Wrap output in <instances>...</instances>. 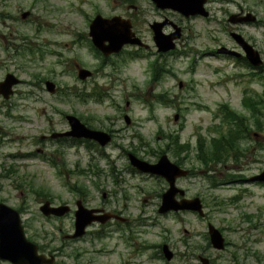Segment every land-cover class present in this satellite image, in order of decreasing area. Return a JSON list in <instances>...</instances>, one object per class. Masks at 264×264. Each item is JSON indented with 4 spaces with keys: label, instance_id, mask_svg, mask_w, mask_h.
Wrapping results in <instances>:
<instances>
[{
    "label": "rangeland",
    "instance_id": "1",
    "mask_svg": "<svg viewBox=\"0 0 264 264\" xmlns=\"http://www.w3.org/2000/svg\"><path fill=\"white\" fill-rule=\"evenodd\" d=\"M123 1L0 0V80L12 72L23 81L15 87L12 98L0 97V201L20 208L26 235L52 248L59 243L58 228L68 231L73 214L45 217L39 205L48 196L54 204L67 202L73 210L77 196L69 186L82 185L87 191V207L124 210L122 215L128 217L134 224L133 231L138 233L133 236L146 246L156 243L155 258L150 257L153 249L147 247L133 258L126 233L119 238L120 232L112 231L113 227L110 231L91 225L86 236L72 246L71 254L77 264H199L197 255L208 257L213 264H264V187L247 180L264 168V145L254 154L248 152L239 162L216 166L215 187H211L193 149L199 135H211V113L219 103L242 111L254 124L239 101L246 91L255 95L264 90V66L251 74L252 67L237 64L231 57L212 56L209 50L220 45L235 47L228 25L249 37L264 59V0H208L209 18L181 19L184 32L176 49L186 54L171 55L158 54L155 49L149 29V23L156 20L154 4L150 0H131L139 9L133 13ZM239 6L256 17L253 24L231 25L227 21L229 12H236ZM25 10L30 14L22 20L20 14ZM96 13L105 17L132 15L134 30L149 45L150 55L127 58L125 54L132 51L128 46L121 56L106 64L101 74L80 81L68 60L74 59L89 70L101 69L87 36L88 24ZM25 38L33 45H41L42 59L38 54L33 59L17 54L14 47L22 45ZM155 50L156 62L165 69L156 77V84L151 82L148 68L149 60L155 59ZM34 73L46 76L64 90L77 86L80 96L62 98V94H49L43 84L36 86L39 82ZM93 90L100 92L99 100L93 97ZM82 95L92 96L82 100ZM160 95L171 102H159ZM61 112L72 113L96 128L109 126L118 118L117 126L127 129L115 136L113 144L104 151L67 143L59 148L57 142L41 140L40 136L68 129ZM123 113L130 117L129 125L121 117ZM175 113L180 115L177 121L173 120ZM168 134L178 135L180 141L190 145L188 168L193 169V175L179 184L187 187L188 196L203 198L205 220L187 212L159 214L156 192L164 187L162 181L131 170L127 159L118 157L121 151L116 144L136 147L139 156L153 161L147 151H168ZM261 134L264 137V129ZM242 144L249 149L255 143L251 138ZM168 157L173 161L176 156L169 152ZM51 158L64 163L53 166ZM231 198L235 200L230 201ZM219 200L224 204L217 205ZM207 223L219 228L230 242L226 249L217 251L209 245ZM41 232L53 236L48 240L40 237ZM184 241L192 251H186ZM163 243L174 252L170 261L158 254V246ZM63 261L70 264L68 259Z\"/></svg>",
    "mask_w": 264,
    "mask_h": 264
},
{
    "label": "water",
    "instance_id": "2",
    "mask_svg": "<svg viewBox=\"0 0 264 264\" xmlns=\"http://www.w3.org/2000/svg\"><path fill=\"white\" fill-rule=\"evenodd\" d=\"M156 7L160 9H172L180 12L184 16L202 14L206 15L203 10V3L205 0H152ZM29 12L25 11L21 14V18L25 19ZM245 20H254L253 16H247ZM153 30V40L160 51H166L174 48L173 40L179 37L178 29L165 35L161 32L160 23H153L150 25ZM88 35L91 37L93 44L104 55H108L113 52H118L122 46L126 43L143 45L138 37L135 36L131 30V23L129 20H124L119 16H114L110 19L103 18L101 15H96L89 24ZM233 38L240 43L245 51L246 58L253 66H259L262 64V60L258 51L248 45L240 35L232 33ZM107 42V44L105 43ZM217 52H230L225 47L217 49ZM79 77L85 79L90 75V72L85 69H79ZM18 83V79L13 74H7L5 78L0 81V95L3 98H8L12 94V86ZM47 89L52 92L53 84L47 82ZM177 118V116H175ZM66 119L70 126V130L64 133H54L51 136H72L76 138L93 139L97 141L101 146L107 144L110 141V135L104 131L91 129L82 123L76 116L66 115ZM125 120L128 123L129 118L125 116ZM129 160L131 165L136 167L141 172L157 174L165 178L169 183L168 189L162 194L161 204L158 208L159 213H164L168 210H196L202 214V206L198 198L182 199L176 201L174 196L177 192L181 195L183 191L178 189L174 185V179L179 176L187 174L186 170L181 169L175 163H172L167 158L166 154L160 156L156 163H148L145 160L137 158L133 154H129ZM251 180L264 181V170L259 174L251 178ZM78 209L75 211V232L73 237L81 235L84 232L86 225L92 221L98 220L105 222L111 217L110 214L93 215L94 209H86L82 206L80 201H77ZM40 210L43 214L49 215H62L68 211L67 206L52 207L49 202H45L40 206ZM210 240L215 248H223V238L220 232L213 226L209 225ZM164 256L167 260H170L172 253L168 250L167 245L162 247ZM0 258L7 259L15 264H42L44 262V255H38L36 253V246L29 242L23 234L20 224L19 214L16 210L0 204ZM201 264H209L208 259L201 258Z\"/></svg>",
    "mask_w": 264,
    "mask_h": 264
},
{
    "label": "flooded vegetation",
    "instance_id": "3",
    "mask_svg": "<svg viewBox=\"0 0 264 264\" xmlns=\"http://www.w3.org/2000/svg\"><path fill=\"white\" fill-rule=\"evenodd\" d=\"M126 6H127V8L129 7V9L132 10L133 13L139 11L138 7L136 5H134V4H132V3H128ZM160 13L163 14V15H160ZM232 13H241V14L245 13L246 14V11H243L242 8L239 6V9L236 10V12H232ZM232 13L229 12V15L232 14ZM173 18H175V19H173ZM191 18H202V17H200V16L183 17L179 13H177L175 11H172V10H158V9L156 10V21L157 22H163L162 29L165 32H171L172 28H174L175 26L181 27V29L184 31V26L181 23V19H191ZM208 18H209V15H208ZM130 19L132 20V25L134 27V22H133V16L132 15L130 16ZM202 19H205V18H202ZM227 21H228V18H227ZM228 27L229 26L227 25L226 28H227V30H229V32H231V30H234V31H238L239 32V29L238 28L229 29ZM235 27H237V26H235ZM135 33H136V35H138V33L136 31H135ZM245 39L248 42H250L252 45H254L251 42V40H250L249 37H246ZM132 47L134 48V50H139L140 48H143L141 46L140 47H138V46H132ZM231 48L232 49H236V50L241 49L240 46H238L236 44H235V47H231ZM210 53L212 55L215 54L214 51H211ZM158 54L171 55V53H158ZM154 55H155V76H154V83L156 84V51H155ZM116 57H117V55L116 56H114V55H109V56H102V55H100L99 57H97V58H99V65H98V67L101 68V69H92L91 70V72H92L91 74L92 75L87 80L94 79L95 76L101 74L103 72V69L105 68V66H107L106 64L108 62H110L111 59H114ZM236 60H237V63L238 64H240L241 62H244L245 64H247V61H246V59H245V57L243 55H239L238 58H236ZM72 62H73V65H74V67H72L73 68V71L76 74L75 76H77V70H76V66H75L76 65V62L74 60H72ZM251 71L252 70H249V72H251ZM44 82L45 81H43L42 84H44ZM68 91H69V94L70 93L73 94V96L76 97V98H78L80 96V91L77 88V86H73V88H69ZM14 94H15V91H14ZM60 94H62L61 96H63L64 89L62 87L60 88V86H57L56 92L53 95H60ZM154 97H156V94L154 95ZM247 99L256 100V101L260 102V104H258L257 106L260 108L259 113L262 114V109H264L263 108V105H262L263 98H247ZM145 100H147V99H145ZM155 101H156V98H155ZM239 112H242V111L239 110ZM249 112L251 113V111H248V115H251ZM61 113L64 114V112H61ZM211 114H212L211 117H213V119H214V113H211ZM124 115H125V113H123L121 115V117L125 121ZM117 121H118V118H117L116 122H111V124L109 126H106L104 128H96V129H100V130H103V131L109 133L111 135L112 141L110 142V144L106 145L105 147H101V148H99L100 146L96 142L91 141V149L93 148L95 150L104 151L107 147H109L110 145L113 144V139L115 138V136L121 134L125 129H127L126 127L117 126ZM234 121H236V120H234ZM228 122H229V120H226L225 121V120L222 119V124L226 125ZM130 123H131V120H130ZM214 123L219 124V121L217 119H214ZM126 125H129V124H126ZM251 127H252V125L250 124L249 127L245 128V130H246L245 132L248 134L249 137L252 138V136H251V132H252ZM59 140H62V141L67 142V143L77 142V143L85 144V142H82L80 140H74V139L68 138V137H62V138L55 139V141L57 142V144H58ZM259 140L262 143V140L263 139L260 138ZM116 147L118 148L119 151H121L120 154L118 155V157L123 156V157H125L127 159V161H128V153L129 152H131V153L135 154L136 156L142 158L141 156L138 155V153H137L138 149L136 147H134V148H132V147H130V148H124L123 146H121L119 144H116ZM252 148H253V150H255L256 149V146H253ZM169 152H170L169 150L166 151L167 154ZM147 154H150V155L153 156V161H150V162H156L157 159L159 158V156L161 155L160 150H153V149L152 150H148L147 151ZM178 160H179V166L182 167V168H185V169H187L189 171L188 172V175H186L184 177H178L175 180V184L178 187L183 188L179 184V182L181 180H187L189 178L190 179L192 178V170H191L190 167L187 168L189 166V162H190L191 159H190V157H189L188 154H186L184 151H181L180 152V156L178 157ZM154 177H156V180H158L160 183L162 181V184H165L164 180L161 177H159L157 175L154 176ZM245 181H246V179H245ZM262 184H264V183H261L260 185L261 186H264ZM183 189H184V192H185V196H187L188 198H191L192 196H188L187 195V191H188L187 187H185ZM160 192H156V195H158ZM161 193H160V195H161ZM160 195H159V198H160ZM177 197H179V196L177 195ZM200 198H201V201L203 203L202 197H200ZM78 199L81 200V202H82V204L84 206H86L85 205V202H84L85 201V196H81V197H78L77 196V199H75L74 205L76 204V201ZM144 200L146 201V199H144ZM59 204H62V203H59ZM63 204H67V202H63ZM55 205H58V204H55ZM203 206H204V208H206L205 203H203ZM69 207H70V205H69ZM89 208H97V207H89ZM100 209H104V210H106V211H108V212H110L112 214H116L118 216H122V214L125 213L124 210H120V209H116V208H110V209L100 208ZM70 213L73 214L74 213V209L71 210V208H70V212L68 214H70ZM68 214H66V215H68ZM206 218H207V213L201 219L205 220ZM73 219H74V215H73ZM73 224L71 225V227H70V229L68 231H63L62 228H58V230L56 232V235L58 236L59 243L56 246L52 247V248H49V247L47 248V246H43V244H40L38 241L36 242L38 244V252L44 253L46 256H51L50 262L52 264H68V263H66V262L63 261L64 259L70 260V264H77V258H76V260L75 259L73 260L74 257L71 254V250H73L72 249V246L75 243H77L80 240H82L86 236L87 232H85L80 237L72 238L71 237V234L73 233ZM95 225H97L101 230L102 229L109 228L108 230L111 231L110 228L113 227L112 231L120 232L119 233V236H118L119 238H121L123 236V234L126 233V238L129 241V244L127 246L130 248V252H129L130 257H133L134 258V257L140 256L145 251L146 247H147V249H151V248L153 249V254L150 257L151 258H155L156 257V243L146 246L144 241H139L138 240V237H134L133 235L134 234L137 235L138 233L137 232L135 233L133 231L134 229H133L132 226L134 224H132L129 221L128 217L123 216V221H121V219L118 217V218L111 219V220L107 221L104 224L95 223ZM39 235H40V237H44L45 239L47 238L48 240L51 239V237L53 236L49 232H41ZM229 244H230V242H228L224 238V248H223V250L226 249V247ZM39 245L42 246V247H40L41 250L39 249ZM158 247L160 248V246H158ZM158 254H160V251L158 252ZM160 256H161V254H160ZM198 257H199V255H197V258ZM0 264H12V263L0 259Z\"/></svg>",
    "mask_w": 264,
    "mask_h": 264
},
{
    "label": "trees",
    "instance_id": "4",
    "mask_svg": "<svg viewBox=\"0 0 264 264\" xmlns=\"http://www.w3.org/2000/svg\"><path fill=\"white\" fill-rule=\"evenodd\" d=\"M27 46H26V45ZM39 50V49H38ZM15 51L18 52L19 55H26L34 52V49H32L27 40H24V44L19 45L18 48H15ZM35 77L38 79H42L39 74H35ZM100 93L96 96L99 97ZM262 96L261 98H264V90L262 94L258 95ZM244 98H250V97H244ZM83 99V98H82ZM245 106H249L251 103L249 102H243ZM252 109V108H251ZM254 110H256L255 114V126L258 131L262 129L260 118H259V113H258V107H255ZM264 116V112H263ZM238 128L230 129L231 133H229V137H225V140L222 143V146L219 145L217 147H210V146H205L202 142V144L199 145V147H195L194 150L196 152V155L198 156V160L200 164L202 165L205 170L213 172L215 171V167L218 165H223L227 162L229 158H232L233 161L236 162L238 157H241L243 154V151L239 148L237 145L238 143V138L241 137L242 135L241 132L237 130ZM170 144L171 148L173 149L174 155L176 154L177 156L179 155V152L182 151L183 149H187L188 145L187 144H180L178 137H173L170 138ZM212 181V180H211ZM74 189L78 193H83L84 188L82 186H77L75 185Z\"/></svg>",
    "mask_w": 264,
    "mask_h": 264
}]
</instances>
